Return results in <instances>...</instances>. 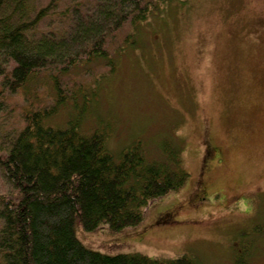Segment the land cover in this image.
<instances>
[{
    "label": "trees",
    "instance_id": "1",
    "mask_svg": "<svg viewBox=\"0 0 264 264\" xmlns=\"http://www.w3.org/2000/svg\"><path fill=\"white\" fill-rule=\"evenodd\" d=\"M41 1L0 0V175L7 187L0 193V264H197L188 255H110L77 236L79 228L139 225L151 202L190 176L182 138L163 135L150 151L143 139L114 150L111 122L100 116L93 129L83 126L98 106L103 78L96 68L113 73L119 53L137 43L135 30L180 0ZM126 28L133 31L112 53ZM16 95L23 102L11 108ZM14 111L22 126L7 127L3 120ZM234 262L252 264L249 249Z\"/></svg>",
    "mask_w": 264,
    "mask_h": 264
},
{
    "label": "rangeland",
    "instance_id": "2",
    "mask_svg": "<svg viewBox=\"0 0 264 264\" xmlns=\"http://www.w3.org/2000/svg\"><path fill=\"white\" fill-rule=\"evenodd\" d=\"M182 1L135 30L137 43L119 53L113 73L96 68L98 106L83 126L93 129L100 116L111 122L114 150L143 139L150 151L163 135L182 138L190 176L151 202L139 225L79 228L77 236L110 255H188L197 264H235L246 247L252 264H264V0ZM131 31L119 33L109 51ZM21 102L16 95L9 106ZM14 113L3 120L7 127L22 126ZM6 189L0 175V193Z\"/></svg>",
    "mask_w": 264,
    "mask_h": 264
}]
</instances>
